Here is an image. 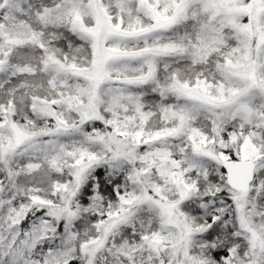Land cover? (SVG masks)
<instances>
[{
  "label": "snow or ice",
  "instance_id": "6c2138e0",
  "mask_svg": "<svg viewBox=\"0 0 264 264\" xmlns=\"http://www.w3.org/2000/svg\"><path fill=\"white\" fill-rule=\"evenodd\" d=\"M0 264H264V0H0Z\"/></svg>",
  "mask_w": 264,
  "mask_h": 264
}]
</instances>
